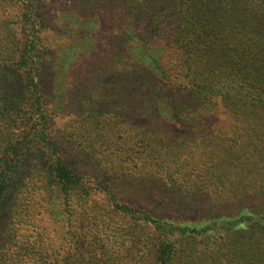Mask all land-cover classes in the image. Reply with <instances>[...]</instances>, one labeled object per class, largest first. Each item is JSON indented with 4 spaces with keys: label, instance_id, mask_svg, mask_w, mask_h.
<instances>
[{
    "label": "trees",
    "instance_id": "16d2710c",
    "mask_svg": "<svg viewBox=\"0 0 264 264\" xmlns=\"http://www.w3.org/2000/svg\"><path fill=\"white\" fill-rule=\"evenodd\" d=\"M34 9L31 6L23 13V17L30 18L33 23L39 18ZM136 17L144 19V26L150 28L149 33L130 36L121 32L125 42H121L122 48L114 49L113 54L123 65L119 68L123 80L118 81V100H124L126 90L129 97L136 96L138 92L145 93L141 103L148 118V140L146 142L145 139L143 145L144 158L147 159H140H144L141 168L146 169L145 177L135 174L142 180L137 181V177L129 172L128 162L134 159L130 154L125 153L127 158H123L111 151L107 157H96L84 146L79 153L83 152L87 155L85 158L92 159L94 166L105 163L101 166L106 172H102L104 178L107 173L133 177V180L127 181L134 191L137 189L135 193L139 198L144 197L141 201H147V198L155 201L154 197L159 193L154 191L162 188L178 190L189 200L194 199V193L203 192L209 194V198L214 196L213 201L224 206L227 199L236 201L240 196H264V0H150L142 6L138 5ZM168 24L175 25L169 34L157 35L161 27ZM132 44H136L145 56L141 63L134 64L127 57V49ZM158 45H162L163 49ZM3 46L1 52L5 58L0 61V74L4 76L6 87L0 95V115L15 124L14 128L18 131L16 137H12L13 133L6 134L0 140V212L12 179L10 166L38 151V143L49 140L46 139L45 114L42 115L40 131L33 128L35 119L32 113L41 110L43 100L30 69L25 71L31 57L29 51L31 53L35 49L33 40L22 44L18 39L13 46L7 43ZM6 46L8 49L5 50ZM171 48L181 60L182 77L188 78L186 85L172 82L169 59L162 60L171 56ZM129 60L135 65L133 70L126 68ZM9 61H17V66L7 65ZM125 77L128 80L125 81ZM78 97L86 100L88 104H84L90 107L80 111L86 114L84 122L92 126L101 125L95 135L99 145H108L104 142L107 137L105 127L111 126L108 121L121 116V105L116 111L100 113L93 108L98 104L93 97L87 96L85 90H81ZM214 98L222 101L230 116L238 114L242 117L239 138L227 137L223 126L217 129L210 127L208 133L194 132L182 136L169 132L170 126L175 124L186 126L191 131L195 127L198 130L202 111L215 109ZM129 101L125 100V104ZM85 132L84 142L91 144V130L87 128ZM49 141V145L45 144L48 149L43 151V165L38 169L57 188L63 202L66 205H71L73 199L87 202L97 190H106L114 200L110 204L111 210H107L108 214L118 212L132 223L138 219L143 226L152 229L151 264H170V259L179 250V242L183 241L202 247L206 260L212 259L214 263L221 264L218 252L207 248L209 243L224 240L232 232H242V228L236 227L240 223H246L248 230H253L259 222H264L262 204L253 208L243 207L234 215L224 211L208 212L206 217L190 225L179 219L157 217L143 208L119 203L109 191V186L101 184L92 189L84 181V176L57 153L53 139ZM111 155L114 159L110 160ZM232 161L237 162L235 167ZM235 168L245 172L241 176L221 172ZM198 171L204 173H196ZM116 179L121 185L130 187L122 177L117 176ZM107 183L118 185L105 180ZM172 196L174 204L178 195ZM85 221L88 227L90 225V231L97 226L94 222ZM200 222L204 224L198 225ZM98 241L97 237L95 242ZM100 245L102 248L105 244ZM262 245L264 247V243L256 247L255 256H258ZM107 253L108 250H105L101 261L103 256L109 257ZM86 255L90 261L100 260L96 258L95 250L87 251Z\"/></svg>",
    "mask_w": 264,
    "mask_h": 264
},
{
    "label": "rangeland",
    "instance_id": "374dc122",
    "mask_svg": "<svg viewBox=\"0 0 264 264\" xmlns=\"http://www.w3.org/2000/svg\"><path fill=\"white\" fill-rule=\"evenodd\" d=\"M149 1L0 0V61L5 58L1 52L5 43L13 46L19 39L22 44L33 40L35 45V49L31 53L29 51L31 57L25 68L26 72L30 69L43 99L41 110L32 113L35 119L33 128L40 131L42 115L45 114L48 131L46 139H53L57 153L84 176V181L92 189L101 184L107 185L119 203L143 208L154 216H166L194 225L191 222L201 220L208 212L224 211L234 215L243 207L253 208L257 204H262L261 209H264V196H240L236 201L227 199L224 206L213 201L214 196L211 194L209 198V194L196 192L194 199L189 200L182 192L165 188L154 191L155 194L159 193L154 197L155 201L148 198L147 201H141L144 197L139 198L135 193L137 189L134 191L127 181L133 180V177L107 173L104 178L102 172H106L101 166L105 163L102 162L99 167L94 166L92 159L85 158L87 155L83 152L79 153L84 146L85 150L96 157H107L111 151L121 154L123 158H127L125 153L130 154L134 159L128 162L129 172L134 176L145 177L146 169L141 168L142 161L147 159L144 158L143 145L144 140H148V118L144 104L141 103L145 93L138 92L136 96L129 97L126 90L123 93L124 100H118V81L123 80L119 68H123V65L119 64L113 51L122 48L121 42H125L124 37L120 36L121 32L130 36L149 33L150 28L144 26V19L136 17L138 5L142 6ZM31 6L36 8L33 12L39 14L35 23L30 18L23 17V13ZM174 27V24L165 25L157 35L167 36ZM157 47L163 49L162 45ZM171 52V56L162 59H169L172 68L170 79L186 85L188 78L182 77L181 60L174 48H171ZM127 57L134 64L141 63L145 58L136 44L129 46ZM17 60L20 63L19 58ZM131 60L126 68L133 70L135 65L131 64ZM6 64L17 66V61ZM124 80L128 78L125 77ZM5 87L4 76L0 74V95ZM81 90H85L88 97H93L98 104V107L93 108L100 113L116 111L121 105V116L108 121L111 126L105 127L106 146L99 145L95 135L101 125L92 126L91 123L84 122L86 114L80 111L90 107L84 104L86 100L82 101L78 97ZM129 98L133 101H129ZM125 100L129 103L125 104ZM214 101V110L207 109L200 114L198 130L195 127L191 131L186 126L175 124L170 126L169 132L182 136L194 132L208 133L210 127L217 129L223 126L227 137L231 135L239 138L242 117L238 114L230 116L219 98H214ZM14 126L0 115V140L6 134L13 133L12 137H16L18 129ZM87 128L92 133L91 144L84 142L83 136ZM49 140L38 143V151L9 168L12 179L0 212V264H151L152 229L147 225L143 226V222L138 219L132 223L128 217L123 218L118 212L108 214L107 210H111L110 204L114 200L106 190H97L87 202L76 199L71 201V205L63 202L57 188L38 169L43 165L42 155L48 149L45 144L49 145ZM109 158L114 159L113 155ZM142 158L144 159L140 160ZM236 165L237 162L232 161V166ZM221 172L229 176H241L245 171L235 168ZM117 176L122 177L123 182L130 187L121 185ZM105 180L118 185L105 184ZM136 180L142 181L138 177ZM172 195H178L174 204ZM85 219L97 226L88 230L90 225L87 226ZM203 224L204 222L198 223ZM236 227L242 228V232H232L224 240L209 243V251L218 252L221 264H264L263 245L258 256H255L256 247L264 243V222H259L258 227L255 226L253 230H248L246 223H240ZM97 237L100 241L95 242ZM100 244L105 245L100 248ZM179 244V250L170 259V264H216L212 259H205L202 247L187 241ZM91 250L96 251V258L100 260L86 259L87 251ZM105 250H108L109 257L103 256L101 261Z\"/></svg>",
    "mask_w": 264,
    "mask_h": 264
}]
</instances>
